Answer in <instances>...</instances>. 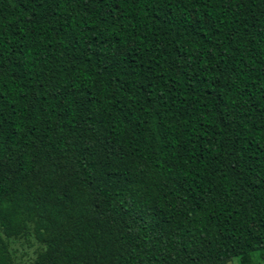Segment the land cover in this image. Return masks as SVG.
Instances as JSON below:
<instances>
[{
    "label": "trees",
    "instance_id": "1",
    "mask_svg": "<svg viewBox=\"0 0 264 264\" xmlns=\"http://www.w3.org/2000/svg\"><path fill=\"white\" fill-rule=\"evenodd\" d=\"M29 225L32 264H264V0H0V264Z\"/></svg>",
    "mask_w": 264,
    "mask_h": 264
},
{
    "label": "rangeland",
    "instance_id": "2",
    "mask_svg": "<svg viewBox=\"0 0 264 264\" xmlns=\"http://www.w3.org/2000/svg\"><path fill=\"white\" fill-rule=\"evenodd\" d=\"M32 227L29 225L27 233L6 241L12 264H32L38 254L45 250V246L36 241ZM255 262L261 264L256 260ZM229 264H237V259Z\"/></svg>",
    "mask_w": 264,
    "mask_h": 264
}]
</instances>
